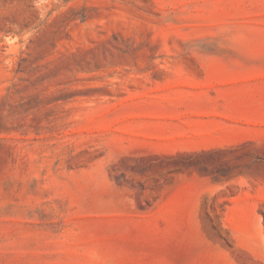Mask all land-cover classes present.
Segmentation results:
<instances>
[{
	"label": "rangeland",
	"instance_id": "rangeland-1",
	"mask_svg": "<svg viewBox=\"0 0 264 264\" xmlns=\"http://www.w3.org/2000/svg\"><path fill=\"white\" fill-rule=\"evenodd\" d=\"M0 264H264V0H0Z\"/></svg>",
	"mask_w": 264,
	"mask_h": 264
}]
</instances>
